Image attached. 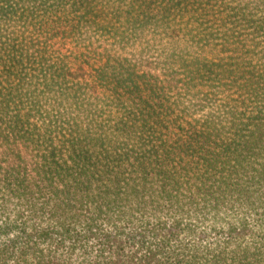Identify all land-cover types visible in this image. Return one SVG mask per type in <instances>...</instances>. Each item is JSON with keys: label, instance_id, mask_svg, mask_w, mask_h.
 <instances>
[{"label": "trees", "instance_id": "trees-1", "mask_svg": "<svg viewBox=\"0 0 264 264\" xmlns=\"http://www.w3.org/2000/svg\"><path fill=\"white\" fill-rule=\"evenodd\" d=\"M0 264H264V0H0Z\"/></svg>", "mask_w": 264, "mask_h": 264}]
</instances>
